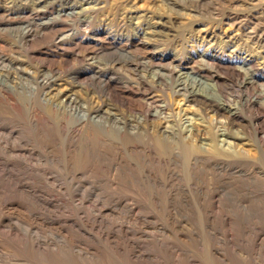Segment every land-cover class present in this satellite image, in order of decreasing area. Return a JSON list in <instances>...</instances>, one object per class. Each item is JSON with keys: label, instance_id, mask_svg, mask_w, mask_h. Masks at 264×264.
Segmentation results:
<instances>
[{"label": "rangeland", "instance_id": "obj_1", "mask_svg": "<svg viewBox=\"0 0 264 264\" xmlns=\"http://www.w3.org/2000/svg\"><path fill=\"white\" fill-rule=\"evenodd\" d=\"M98 109L129 131L105 137ZM168 125L231 156L159 153ZM255 232L264 245V0H0V264H248L228 242Z\"/></svg>", "mask_w": 264, "mask_h": 264}, {"label": "bare ground", "instance_id": "obj_2", "mask_svg": "<svg viewBox=\"0 0 264 264\" xmlns=\"http://www.w3.org/2000/svg\"><path fill=\"white\" fill-rule=\"evenodd\" d=\"M41 1V0H40ZM92 2V1H91ZM38 6V5H37ZM54 9V8H53ZM106 80V79H105ZM112 86V85H111ZM108 87V86H107ZM108 90V89H107ZM175 91V90H174ZM119 92V91H118ZM181 92V94L183 95L184 99H188V101H200L202 103H208L210 105V107L215 111V112H224L225 111V107H223L220 104L217 103H213L214 102V98L211 95H204L199 93L198 91H192L190 93L187 92V90L185 89L184 85H182V83L179 84V86L176 87V93ZM107 93V92H106ZM121 94V93H120ZM125 97V96H124ZM121 99V98H120ZM70 102V100H69ZM72 102V101H71ZM73 103V102H72ZM207 104V105H208ZM209 108V107H208ZM80 112H84L82 110V108L78 107ZM132 109V108H131ZM145 110V109H144ZM158 111V110H157ZM214 112V113H215ZM161 113L163 114V112L161 111ZM151 114V113H150ZM159 114V113H158ZM161 114V115H162ZM231 114V112L229 113V115ZM114 115V114H113ZM227 115V114H226ZM227 115V116H229ZM83 116H86V114L83 113ZM234 116V114H233ZM154 117H157L154 115ZM164 120H166V116L163 115L162 116ZM232 117V115H231ZM91 118H97L96 121H102V123L104 124V135L105 137H112L114 136L115 131H119L122 133H126L128 130V126L126 122L121 121L119 118H116L114 116H107V114L105 113L104 109H98L96 111H93L91 113ZM81 119V118H80ZM92 119L90 121H92ZM124 119V118H123ZM125 121V120H124ZM130 121V120H129ZM168 122V121H167ZM95 124V123H94ZM92 125V124H91ZM95 127V126H94ZM96 128L97 127L96 125ZM98 130V129H97ZM100 130V128H99ZM98 130V131H99ZM101 131V130H100ZM102 132V131H101ZM100 132V133H101ZM154 133V138L158 145H157V149L159 150V153H163L166 152L169 146H173L175 147L177 154H179L178 152L180 151L182 154H184V157L187 156L188 160L193 159L196 155H207V156H212L214 158H224L223 156L226 155H230L229 153L224 152L220 146L218 145V143L216 142V136L213 132L210 133L209 135V139H208V149H202L200 148L199 145H197L196 143L192 142L190 139L183 137L180 135V133L175 130L172 126V128H170V126H165L163 128H160L158 131L153 129L152 131ZM131 135H137L136 132L134 133H130ZM127 133V136L130 135ZM103 135V136H104ZM147 136V139L150 141L149 144L153 145V140L151 139L149 134H145ZM130 141H134L135 138L132 136H129ZM131 144V143H130ZM136 145H133L131 147V151L136 152ZM171 149V147H170ZM173 149V148H172ZM176 154V155H177ZM231 156V155H230ZM229 156V157H230ZM198 157V156H197ZM150 176V175H149ZM139 191V190H137ZM155 192V191H154ZM155 194V193H154ZM157 194V193H156ZM158 199V198H157ZM174 199V198H173ZM156 201V199H155ZM122 202V201H121ZM176 202V201H175ZM205 202H201L199 203V207L202 209L201 212V217H203V219L209 220V221H213V222H219V223H223L230 225V228L233 230H239L242 229V223L244 220H247V217H245L242 213H240L239 211H237V209H234L233 207L231 208L232 210L230 211V209H228L230 206L226 205H222L216 202H211V204L207 207H205L206 205L204 204ZM170 204V203H169ZM122 205V204H121ZM160 205V204H159ZM205 205V206H204ZM123 206V205H122ZM130 206V205H129ZM129 206H127L129 208ZM143 206V205H142ZM121 207V206H120ZM174 207V206H173ZM237 207V206H236ZM126 208V207H123ZM136 208V207H135ZM133 208L132 211L135 209ZM139 208H141L139 206ZM166 208V207H165ZM176 208V207H175ZM189 208V207H188ZM131 209V208H130ZM150 209V208H149ZM161 209V208H160ZM175 210V209H174ZM135 211V210H134ZM152 211V210H151ZM248 211V210H247ZM58 212V211H57ZM137 212V211H136ZM180 212V211H179ZM191 211H189L190 213ZM125 213V212H124ZM138 213V212H137ZM140 213V212H139ZM138 213V214H139ZM193 213V211H192ZM134 214V213H133ZM157 214V213H156ZM165 214V213H164ZM162 214V215H164ZM251 215V213H249ZM141 215V214H140ZM140 215H138L140 217ZM155 215V214H154ZM128 216V215H127ZM183 216V215H182ZM186 216V215H184ZM183 216V217H184ZM142 217V216H141ZM165 217V216H164ZM189 217V216H188ZM251 217V216H250ZM160 218V217H159ZM254 218V217H252ZM169 219V218H168ZM249 219V218H248ZM251 219V218H250ZM177 220V218L175 219ZM62 221V220H61ZM257 221V220H256ZM106 223V222H105ZM247 223V222H246ZM261 223V222H260ZM107 225V224H106ZM260 225V224H259ZM107 227V226H106ZM248 228V226H245ZM244 227V228H245ZM125 229V228H124ZM120 230V229H119ZM133 230V229H132ZM260 229H258L259 231ZM262 230V229H261ZM129 231V230H128ZM136 231V230H135ZM120 233V231H118ZM129 233V232H128ZM144 233V232H143ZM221 233V232H220ZM127 234V233H126ZM147 234V233H146ZM235 234V233H234ZM124 235V234H123ZM259 232H255L253 234L252 237H254V239L250 240V241H245L242 240L241 238H235V241H230L228 242L229 247H231V249L236 252L238 250V248L241 247H247L249 249V253L247 254V257L245 259V261L248 264H264V245L263 242L258 240L259 237ZM115 236V235H114ZM126 236V235H125ZM136 236V235H135ZM251 236V235H250ZM113 237V236H112ZM111 237V238H112ZM117 237V236H115ZM129 237V236H128ZM141 237V236H140ZM155 237V236H154ZM217 237V236H216ZM229 237V236H228ZM233 237V236H232ZM131 238V236H130ZM260 238V237H259ZM113 240L116 238H112ZM167 239V238H166ZM133 240V239H132ZM149 240V239H148ZM222 240V239H221ZM116 241V240H115ZM114 241V242H115ZM118 241V240H117ZM131 241V240H130ZM154 241V239H153ZM158 241V240H157ZM160 241V239H159ZM195 241V240H194ZM119 242V241H118ZM126 242V241H125ZM124 242V243H125ZM221 242V241H220ZM44 244V243H43ZM135 244V243H134ZM227 244V242L225 243ZM173 245V244H172ZM182 245V244H181ZM227 245V246H228ZM135 246H137L135 244ZM160 246V245H159ZM162 246V245H161ZM168 246V245H167ZM213 247V246H212ZM211 247V248H212ZM120 248V247H119ZM126 248V247H125ZM167 248V247H166ZM165 248V249H166ZM216 248V247H215ZM226 248V247H225ZM122 249V248H121ZM144 249V248H143ZM150 249V248H149ZM178 249V248H177ZM197 249V248H196ZM230 249V248H229ZM228 249V250H229ZM114 250V249H113ZM141 250V249H140ZM145 250V249H144ZM187 250V249H186ZM219 250V249H218ZM227 250V251H228ZM174 251V250H173ZM178 251V250H177ZM120 252V251H119ZM139 252V251H138ZM137 252V253H138ZM169 252V251H168ZM167 252V253H168ZM180 252V251H179ZM158 253V252H157ZM190 253V252H188ZM224 253V252H223ZM239 253V252H238ZM176 254V251H175ZM219 254V253H218ZM222 254V253H221ZM142 255V253H141ZM166 255V254H165ZM182 255V254H181ZM204 255V254H203ZM217 255V254H216ZM143 256V255H142ZM157 256V255H156ZM207 256V254H206ZM226 256V255H225ZM152 257V256H151ZM169 257V256H168ZM184 257V256H183ZM190 257V256H189ZM131 258V257H130ZM150 258V257H149ZM174 258V257H173ZM195 258V257H194ZM199 258V257H198ZM197 258V259H198ZM242 258V257H241ZM192 259V258H191ZM123 261V260H122ZM138 261V260H137ZM194 261V260H193ZM142 262V261H141ZM158 262V261H157ZM155 263V262H154ZM160 263V262H158ZM190 263V262H189ZM122 264V263H121ZM144 264V263H143ZM191 264V263H190ZM211 264V263H210Z\"/></svg>", "mask_w": 264, "mask_h": 264}]
</instances>
